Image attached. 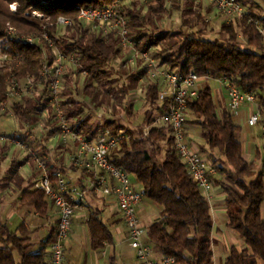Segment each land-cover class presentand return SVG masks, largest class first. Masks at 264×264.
<instances>
[{
	"label": "trees",
	"instance_id": "trees-1",
	"mask_svg": "<svg viewBox=\"0 0 264 264\" xmlns=\"http://www.w3.org/2000/svg\"><path fill=\"white\" fill-rule=\"evenodd\" d=\"M115 1L0 0V54L13 59L12 70L0 66V101L7 99L12 78L21 87L28 81L35 85L32 91L14 97L10 104L21 130L17 138L38 152L42 159L49 140L59 132L58 119L50 104L52 78L42 77L45 61L51 66L54 56L46 43L28 45L21 37L39 36L42 32L41 23L27 13H41L50 22H56L59 17L72 19L74 23L70 28L48 30L56 47L77 60V65L69 66L63 78L65 116L73 129L92 140L106 134L119 137V132H124L111 159L116 167L137 181L144 198L159 210L158 220L147 232L148 242L154 249L164 258H173L175 264H214L209 201L178 155L169 127L155 124L166 109L159 102L160 83L147 78L141 60L136 61L134 71H117L115 62L126 60L123 63L126 65L129 53L121 48L116 32L104 33L78 20V7L103 9ZM236 1L247 13L222 23L220 33L226 36L222 39L208 36L212 31L210 25L201 4L198 12L194 11L193 0H133L125 5L124 13L138 49L150 50L161 67L183 76L195 71L200 77L225 78L239 90L257 97L264 118V14L256 0ZM11 5L17 6L16 13L11 11ZM175 12L181 16L180 30L163 31V20L172 18ZM8 26L15 28L20 37L10 38L3 33ZM80 78L84 100L78 103L74 94L81 96ZM138 88L144 91L143 106L146 107L141 126L136 130L117 125L113 119L117 109L135 112V104L131 103L127 109L125 101ZM95 112L104 115V123H91L98 119ZM187 113L192 114L194 123L201 127V137L212 153V165L219 174L216 184L225 195L227 227L244 241V249L232 248L224 264H264L261 214L264 173L256 175L255 165L244 160L238 140L240 128L229 109L219 112L209 86L201 91L197 100L188 104ZM146 127L150 128L148 135L144 134ZM33 137L36 139L31 142ZM7 151L8 147L0 144V172ZM213 154H217L218 159ZM19 166L16 163L10 168L9 183L22 180ZM53 168L47 170L55 184L62 175ZM2 186L8 184L3 182ZM21 199L41 214L48 206V198L37 188L24 191ZM90 229L95 248L111 241L110 232L97 214L90 219ZM32 234L25 224L11 232L0 222V264H50L49 241L39 245Z\"/></svg>",
	"mask_w": 264,
	"mask_h": 264
},
{
	"label": "built area",
	"instance_id": "built-area-1",
	"mask_svg": "<svg viewBox=\"0 0 264 264\" xmlns=\"http://www.w3.org/2000/svg\"><path fill=\"white\" fill-rule=\"evenodd\" d=\"M131 1L133 0H116L112 5L103 9L78 7V20L89 27L100 29L104 33L116 32L121 48L129 53L128 64L135 68L136 61L141 60L143 67L146 68L147 78L152 82L160 83L159 102L164 104L166 109L157 118L155 124H163L169 127L178 155L186 165L193 181L198 185L206 199L210 201L216 189L215 176L217 170L191 144L186 128L188 104L197 100L201 91L216 81L227 92L228 108L232 115L245 105L255 107L254 113L247 120V125L249 127H259L264 142L262 109L254 94L239 90L225 78L200 77L195 71H190L183 76L176 71L161 67L150 50L145 52L139 50L131 36L129 20L124 13L125 5ZM209 2L213 5L217 15L226 21L242 17L247 13L245 7L236 0H209ZM11 11L16 13L17 6L11 5ZM27 16H31L41 23L42 32L39 36H23L21 38L28 45H36L42 41L53 52L54 62L50 66L48 60L45 61L42 77L52 78L49 87L50 104L55 110L59 123L57 136L61 137L64 145L72 143L78 149V153L72 159L78 168H90L94 171L93 175L86 180L85 187L72 184L63 178L58 179L54 184L38 153L17 138V135L21 133L19 127L12 135L0 131V144L16 145L29 153V156L34 159L41 171L36 182V188L44 192L57 210L59 219L54 241L50 247V264H66V249L73 219L85 204L86 197L90 192L116 199L127 228L130 246L135 251L140 264H175L173 258H163L160 261L154 259L152 247L145 242L146 231L142 228L138 215V210L144 200V194L134 188L129 175L112 162L111 156L124 138V132L120 131L119 137L106 134L92 140L73 129L70 119L64 114L62 106L63 78L69 66L75 67L77 65V60L73 56L62 53L56 47L48 30L54 27L70 28L73 26L74 21L70 18L59 17L56 22H50L45 19L43 14L35 11L31 14L27 13ZM3 33L10 38L20 37L18 31L12 26L5 28ZM12 63L11 56L0 54V66L12 70ZM34 87L35 85L31 81L21 87L12 78L7 99L0 101V115L14 118L11 101L14 97H21L26 91H32ZM95 115L97 118H102L99 113H95ZM149 130L150 128L146 127L144 134L148 135ZM33 141L32 139L31 142ZM99 172L105 173L106 176L100 175Z\"/></svg>",
	"mask_w": 264,
	"mask_h": 264
},
{
	"label": "crops",
	"instance_id": "crops-1",
	"mask_svg": "<svg viewBox=\"0 0 264 264\" xmlns=\"http://www.w3.org/2000/svg\"><path fill=\"white\" fill-rule=\"evenodd\" d=\"M260 6V11L264 14V0H256ZM207 12L211 21L219 23L214 7L209 8ZM209 87L212 90L214 103L219 112L228 110V96L225 88H222L218 82H212ZM79 91V90H77ZM75 100L79 103L83 101L81 96L74 94ZM255 107L252 105L243 106L233 116L234 123L240 128L238 140L243 148V158L249 163L255 165L256 175L264 173V142L259 127H249L247 120L254 113ZM98 113V112H95ZM192 114L187 115V134L192 146L204 158H212L207 145L201 137V127L194 123ZM133 129L132 127H129ZM56 137V136H55ZM40 136L38 140H40ZM36 139V138H31ZM9 150L7 151V153ZM6 153V156H7ZM38 153V152H37ZM78 153V149L72 143L53 148L49 143L46 145L44 157L42 160L47 169L61 172L60 179H66L72 184L85 187L86 180L91 177L94 171L90 168H78L73 157ZM211 154V155H210ZM218 159L217 154H213ZM21 154L12 160L10 166L2 172L8 186L2 188L0 183V222L5 224L11 232H16L19 226L25 224L28 226L34 240L40 245L49 241L48 253L54 241L55 231L58 224V213L52 202L47 199V209L44 213H38L32 207L25 205L21 199L24 191H33L36 188V182L40 177L41 171L38 169L35 161L30 156ZM7 159V157H6ZM23 160V161H22ZM22 161V162H21ZM18 163L19 176L22 180L11 181L7 174L13 164ZM30 167V175L21 174L24 167ZM3 167V166H2ZM106 176L105 173L99 172ZM219 179V174L215 176ZM3 180V179H1ZM131 183L134 188L142 191L141 186L131 177ZM216 183V180H215ZM213 219V252L214 264H224L232 248L238 250L244 249V241L232 230L227 227L228 215L225 206V195L221 188L216 184V189L212 199L209 201ZM111 234L110 242H103L99 248L94 247L92 233L90 229V219L96 215ZM264 218V203L261 211ZM139 219L142 228L146 231L145 242L149 244L147 232L149 228L158 220V208L144 198L139 210ZM152 247V245H150ZM154 259L160 261L164 256L152 247ZM66 264H140L135 251L131 248L129 236L123 216L119 210L117 201L113 197H105L94 192H90L86 197L83 207L75 214L73 219L69 242L66 249Z\"/></svg>",
	"mask_w": 264,
	"mask_h": 264
},
{
	"label": "rangeland",
	"instance_id": "rangeland-1",
	"mask_svg": "<svg viewBox=\"0 0 264 264\" xmlns=\"http://www.w3.org/2000/svg\"><path fill=\"white\" fill-rule=\"evenodd\" d=\"M148 1V0H147ZM185 0H182V2H184ZM195 3L194 4V11L198 12V7L201 4V11L204 14L205 20L209 23L210 25V30H212L208 36L212 39H222V38H226L225 35H222L220 33V27L222 25V23L226 20H224L223 18L219 17L217 15L216 10L214 14H216V16L219 18V23H215L211 21V17H210V13L208 14L207 12H209V8L212 7L213 5L209 2V0H193ZM172 13V12H171ZM180 13L175 12L173 14L172 18H168V19H164L163 20V27L162 30L163 31H170V32H177L180 30L181 28V19H180ZM124 61L126 60H118L115 62L114 66H116L117 71H120L122 73H125L126 71H134L132 66H130L128 64V62H126V65H123ZM126 66V68L124 67ZM136 66V65H134ZM128 68V69H127ZM146 83V81H145ZM80 91L79 94L81 95V98H83L84 100V95H83V90H84V85H83V80L82 78H80ZM143 95H144V91H141V89H137L135 92L132 93V95H130L127 100L125 101V105L127 107V109L130 107V104L133 103L135 104V109L133 112V110H131L132 112L129 113V110H125L122 111V109H117V114L113 117V119H115L117 125H123L124 127H132L133 129H139V127L141 126V122L143 119V113L145 112L146 107L143 106ZM99 113V112H98ZM136 113V114H135ZM101 114V113H99ZM102 115V114H101ZM112 116V115H109ZM105 117L104 115H102V118H98L96 121L92 120L91 123L93 125H97L100 122L104 123L103 121H105ZM19 127L18 123L15 121L14 118H7L5 116L0 115V131L5 132L7 135H12L16 129ZM137 133V132H136ZM62 142L61 137L58 135L55 138H51L49 140V146L51 145L53 148L57 147L60 145V143ZM2 146H7L9 152L7 153V159L5 161V163L3 164L2 170L5 171L11 164L12 160L18 156H20L21 154H25L27 155L26 157L29 156V153H27L25 150L17 147L16 145H8L6 143H2ZM32 160H34L32 158ZM207 160L212 163V160L210 158H207ZM23 161V160H22ZM21 161V162H22ZM36 164V163H35ZM37 165V164H36ZM0 172V183H6V180L3 177V172ZM21 174L25 175V176H29L30 175V167H24L23 170L21 171ZM3 179V180H1ZM17 181V179H15ZM3 188V186H2ZM30 207V206H29Z\"/></svg>",
	"mask_w": 264,
	"mask_h": 264
}]
</instances>
